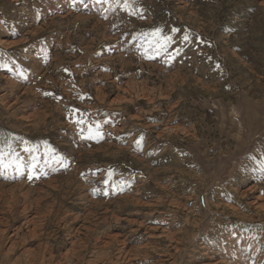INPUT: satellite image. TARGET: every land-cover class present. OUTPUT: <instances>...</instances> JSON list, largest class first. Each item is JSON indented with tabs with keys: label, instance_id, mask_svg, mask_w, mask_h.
Wrapping results in <instances>:
<instances>
[{
	"label": "rangeland",
	"instance_id": "374dc122",
	"mask_svg": "<svg viewBox=\"0 0 264 264\" xmlns=\"http://www.w3.org/2000/svg\"><path fill=\"white\" fill-rule=\"evenodd\" d=\"M0 264H264V0H0Z\"/></svg>",
	"mask_w": 264,
	"mask_h": 264
},
{
	"label": "snow or ice",
	"instance_id": "6c2138e0",
	"mask_svg": "<svg viewBox=\"0 0 264 264\" xmlns=\"http://www.w3.org/2000/svg\"><path fill=\"white\" fill-rule=\"evenodd\" d=\"M97 2H99V0H97ZM125 6H127V4H125ZM159 29H157L155 32H153L152 33V35L154 36V37H156V44H157V47H159V48H161V49H163V48H165L166 46H167V44L171 41V37H169V36H164V37H160V35H159ZM173 31H175V29L173 30ZM185 41H187L188 40V36L187 35H185L184 36V38H183ZM217 67H218V65H217ZM83 121H81V123H82ZM137 143H139V142H137Z\"/></svg>",
	"mask_w": 264,
	"mask_h": 264
}]
</instances>
